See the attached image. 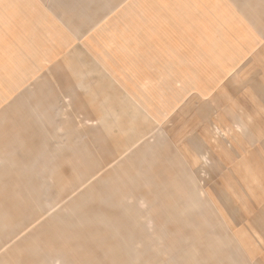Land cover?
<instances>
[{"label": "rangeland", "instance_id": "obj_1", "mask_svg": "<svg viewBox=\"0 0 264 264\" xmlns=\"http://www.w3.org/2000/svg\"><path fill=\"white\" fill-rule=\"evenodd\" d=\"M247 1L0 0V264H264Z\"/></svg>", "mask_w": 264, "mask_h": 264}, {"label": "crops", "instance_id": "obj_2", "mask_svg": "<svg viewBox=\"0 0 264 264\" xmlns=\"http://www.w3.org/2000/svg\"><path fill=\"white\" fill-rule=\"evenodd\" d=\"M246 2H248L247 0H246ZM106 17H108V15H105V16H103V18H106ZM121 18H124V16H122ZM127 18H130L131 20H136V24H137V20L139 19V16L138 15H136L135 14V16H133V14H132V16H131V14H130V16H125V19H127ZM83 19V18H82ZM84 19H86V18H84ZM83 21V22H82ZM80 23H83L84 25H85V23H84V20H81V22ZM91 23V21L89 20V22L87 23V26L89 25ZM133 23V22H132ZM216 23V22H215ZM75 25V24H74ZM216 27V29H218L217 28V26H215ZM164 185H165V183L163 182L162 183V189H161V192H162V194L163 195H165V193H164ZM260 190H259V192H257L258 194L256 195L257 196V199L255 198V199H253L252 200V202H253V204L251 205L250 204V201H249V205L250 206H252V207H256V206H262L263 204H264V185L262 186V187H260L259 188ZM256 191V190H255ZM255 191L253 190L252 192H251V196H253V195H255L254 193H255ZM189 197H191V205H193L192 207H194V208H196L197 207V202H196V200L193 198V195H189ZM247 212H248V219H250V212H251V209H247ZM256 213H258L259 214V221L258 220H254V223L251 225L252 226V228L256 231V232H258V233H260V235H263L264 234V210H262V208L260 207V209H257L256 208ZM255 213V215H257ZM257 217V216H256ZM36 217H34V216H32V215H30V214H27L26 215V220H28V221H30V220H34ZM252 218V217H251ZM253 219V218H252ZM249 221V220H248ZM37 230H39V232L38 231H36L35 233L38 235V236H41L42 235V225L39 227V229H37ZM36 235V236H37ZM51 240H53V238H51L50 239V242H51ZM213 245H214V243H211V246L213 247ZM214 252V251H213ZM192 257V256H191ZM193 258V257H192ZM194 259V258H193ZM211 259V258H210ZM209 259V261H208V263L209 264H211V260ZM194 264H195V262H194Z\"/></svg>", "mask_w": 264, "mask_h": 264}]
</instances>
